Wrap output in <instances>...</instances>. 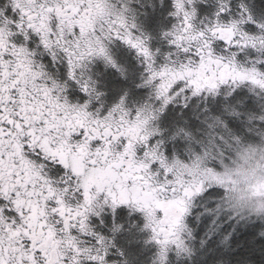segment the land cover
I'll return each instance as SVG.
<instances>
[{"label": "snow or ice", "instance_id": "obj_1", "mask_svg": "<svg viewBox=\"0 0 264 264\" xmlns=\"http://www.w3.org/2000/svg\"><path fill=\"white\" fill-rule=\"evenodd\" d=\"M206 2L172 0L175 23L162 36L173 52L157 64L149 38L137 34L131 0H0V264H109L114 236L97 232L91 218L121 206L143 215L146 243L157 249L152 264H169L173 252L191 259L186 217L213 187L230 220L264 223V197L237 207L219 180L242 146H264V132L245 140L216 118L208 126L223 132L186 160L169 158L155 139L170 104L187 106L224 86L264 96V22L243 0L235 17L232 0H215L213 17L198 20L197 5ZM117 41L135 51L143 67L137 87L148 97L129 107L125 93L102 114L105 93L88 72L102 61L124 77L110 49ZM249 50L256 56L242 61ZM77 90L83 102L73 99ZM230 238L220 241L225 251ZM256 239L264 242V229Z\"/></svg>", "mask_w": 264, "mask_h": 264}, {"label": "rangeland", "instance_id": "obj_2", "mask_svg": "<svg viewBox=\"0 0 264 264\" xmlns=\"http://www.w3.org/2000/svg\"><path fill=\"white\" fill-rule=\"evenodd\" d=\"M144 3L140 5V2ZM162 0H131V2L135 3L136 5H140L141 8L143 9V13L138 16H135V19H139L141 24L145 27H148L150 25L156 26L158 25L159 22H161V19H159V16L161 14V10L165 9V4L162 6L161 3ZM242 2V0L232 2V13L231 16L235 17L237 12L239 11L238 5ZM243 2L248 3L247 0H243ZM158 3V6H157ZM249 4V3H248ZM202 4H198L197 7L199 8ZM132 5L129 4V7L131 8ZM204 6L206 7V10L208 11V14H201L199 13L198 9V20L204 19L205 17L212 18L214 12L216 11V2L215 0H207L206 3H204ZM253 9L251 8L254 18L258 23L264 22V16H260V12H263L264 10V3L260 4H254L252 6ZM161 9V10H160ZM229 16H224L223 19L225 21L229 20ZM173 23H175V18L173 19ZM244 30L251 33V34H256L258 32V29L255 24H246L244 25ZM126 51V50H125ZM128 53V59H130L129 54H132L129 50L126 51ZM133 55V54H132ZM256 53L249 50L246 54H241V60H245L247 57H255ZM136 59V58H135ZM137 62L139 63L138 59H136ZM101 61H97L93 66H91L90 71L88 74L98 82L97 86L100 91L105 93L104 96L101 97V101L103 103V109L102 113H106L107 110L112 107L115 103L119 101L120 98H117V94L113 96V98L108 99L106 98V87L103 86L101 83L104 82V80L107 79L108 82H112L113 78L111 76L110 72L104 71L103 68H100L97 66V63ZM157 64H163L164 60L160 59V61H157ZM118 65L122 66L121 63ZM138 66V65H137ZM140 69L136 71V78H134V82H131L134 86L133 89H125L120 88L121 91H119L120 95L124 96L125 93H127V103L129 107L133 105H139L143 103L147 97H148V92L149 90L147 88H138L137 85L141 82V74L143 72V67L139 63ZM100 69H103V71L100 73ZM118 76H120V73H117ZM124 77H126V72ZM118 78V77H117ZM124 79V78H123ZM113 83L110 84L109 86V91L108 94L110 96L113 95L116 89L119 87V84H116L112 86ZM126 86V83H123ZM131 84V85H132ZM136 91L139 94H135ZM124 91V92H123ZM228 89L226 86L222 87L219 91V94L216 96H197V97H191L185 105V102L181 100L178 103L175 104H170L166 111L170 108L172 111L176 112H182V110L186 109L190 105L196 104L194 108L201 107L198 112L199 113H204V114H209V106L215 103L216 101H222L223 103H226L229 101L228 96L234 93H241L242 96L245 97V99H248L252 103H256V105L259 108H262L263 113H264V96L262 95H257L254 92H250L249 88L247 85H242L240 88L236 89L235 91H231ZM73 99H79V102H83L85 97L82 96L77 91L73 92ZM201 105V106H198ZM99 103H93L92 104V110H95V108L99 107ZM257 108V107H256ZM226 109L228 110V114H230L233 110L236 112L241 111L240 103L239 104H233L230 105L228 104ZM242 112V111H241ZM263 113L261 115H263ZM240 114V112H239ZM246 114V113H244ZM164 115V114H163ZM162 115V116H163ZM259 115V116H261ZM161 116V120L164 118ZM242 117L243 115H239ZM170 117H166L164 121L169 120ZM214 118V119H213ZM250 118L251 121H250ZM256 116L252 114H246V118H243L245 121L244 122V127L245 130L242 131L239 135L236 134L235 132L232 133L233 135L240 136L244 138L245 140H255V138H258V134L264 132V129L261 130V128H258V124L260 120L256 118ZM216 118L214 117V114L211 116H208L206 119L209 120L207 123H213V121ZM162 123V122H161ZM160 121H158V127L159 129H162ZM177 124L182 123L180 120L176 121ZM171 125H169L170 127ZM239 126V125H238ZM237 126V128H238ZM264 127V126H263ZM184 129L183 127H177L171 134H175L174 136L177 137L176 133L179 131V129ZM185 130V129H184ZM214 129H210L207 132L206 138H202L200 141L195 140V142H192L193 146L191 147L190 144H188L187 150H184V152H167V144L169 142V139L167 140L164 132H160V135H158L155 139L157 140H162L163 141V150H165L166 154L168 155L169 158H172L173 156H176L180 159L186 160L188 158V155L190 154V150H195L196 152H199L202 147H206L208 145V141L210 140L211 136L213 135ZM261 130V131H260ZM161 131V130H160ZM186 131V130H185ZM187 132V131H186ZM219 132L222 133L223 130L219 129ZM182 133L179 135L181 136ZM255 135V138L251 137ZM174 136H170L173 140ZM209 136V137H208ZM165 142V143H164ZM167 142V143H166ZM187 144V140L184 141ZM170 144V143H169ZM182 144V143H181ZM178 151V150H177ZM208 193V194H207ZM223 192L221 189L213 187L209 188L207 191H205L202 195L198 196L194 202L193 205L190 209V214L186 217V224L188 228L192 232V237L193 239L189 241L191 246L194 249V255L191 257V259L188 258H181L178 259L175 255V253H169V264H196L195 259H198L196 254V251H198L199 254H203L205 251H209L208 246H206L208 238L214 237L215 235L219 234L221 231V235L217 236L216 238V246L217 248L220 247L219 249H223L224 247L220 244V241L223 239L224 236L228 235V233H232V237L234 234L237 233L238 229L242 230V234L245 236H248L250 231L249 228L253 227V224H259V226L264 225V223H261L259 220L256 221H250V220H237V219H229V216H231V212L228 211H221L217 208V205L220 202V198L222 197ZM144 218L141 217H135L133 215H124L121 216L120 219H117L115 216H106L104 214L101 215L100 218L92 217L91 218V224L94 226L95 230L97 232H100L104 234L105 236L108 237H113L114 236V243H115V248L112 249L111 254L108 256V261L109 264H112V262H116V264H125V261L128 263V261L131 262V264H142L144 261L148 260V264H152L157 249L154 244L151 243H146L148 241L150 233L148 231L142 230L143 225L145 223ZM101 220H103V223L101 224ZM107 220V221H106ZM119 222H118V221ZM140 223V226H139ZM120 225L121 229L117 233H113L111 229L113 228V225ZM233 228V229H232ZM201 230V231H200ZM200 231V232H199ZM200 233V234H199ZM225 233V234H222ZM220 237V238H219ZM204 242L202 245L201 242ZM210 243V241H208ZM208 243V244H209ZM237 248V246H236ZM242 247H239L237 249H240ZM122 251L123 252V257L119 255V252L117 251ZM200 261V260H198Z\"/></svg>", "mask_w": 264, "mask_h": 264}, {"label": "trees", "instance_id": "obj_3", "mask_svg": "<svg viewBox=\"0 0 264 264\" xmlns=\"http://www.w3.org/2000/svg\"><path fill=\"white\" fill-rule=\"evenodd\" d=\"M239 1V0H232V2ZM247 2L251 5V8L253 9L252 6L254 4H260L264 3V0H247ZM140 3V5H142ZM162 6L165 4V9H160L161 14L159 16V19H161V22L158 23V25L153 26L150 25V28L152 29V32H156L155 34H159L160 31H163L166 27V25L172 26L173 25V17L169 15L171 11H173L172 8V0H162L161 1ZM131 9L134 11V15L140 17V15L143 13V9L141 8L140 5H136L133 2L130 3ZM158 6V3H157ZM199 13L201 14H208V11L206 10V7L204 4H202L199 8ZM260 16H264V10L263 12H260ZM149 29V27H146ZM127 89L131 88L133 89L132 85L126 84L125 86ZM132 91V90H131ZM136 92V91H132ZM139 94V93H135ZM140 95V94H139ZM229 101L226 103H223L222 101H216L212 105L209 106V114H204V113H199L198 110L201 107L194 108L196 104L190 105L186 109L182 110V112H176L172 111V109H168L167 112L164 113L162 117H164L162 120L160 118V123L162 125V129H160V132H164L165 136L167 137L166 139H169V142L167 144V152H184V150H187L188 144L192 147L193 144L192 142L200 141L202 138H206L208 135L207 132L210 130L209 124L207 123L209 120L206 121L208 116H212L214 114L215 118H219L221 121H224L228 129L231 130L232 133L240 134L242 131L245 130L244 127V122L245 121L243 118H246V114H252L256 116V118L260 117L263 113L262 108H259L256 103H252L248 99H245L244 96L241 95V93H234L228 96ZM241 107L240 114L243 115L242 117L240 116H234L231 114H228V110L226 109L227 105H233V104H239ZM201 106V105H198ZM257 107V108H256ZM246 113V114H244ZM264 115V113H263ZM169 118V120L164 121L165 118ZM255 118V120H257ZM214 119V118H213ZM180 120L182 123L177 124L176 121ZM258 124V128H261V130L264 129V122L260 121ZM169 125H171L169 127ZM239 125V126H238ZM238 126V128H237ZM177 127H183L192 137V139H187L184 137L182 134L181 136L175 137V134H171ZM263 128V129H262ZM223 130V129H222ZM260 130V131H261ZM213 134H220L219 128L212 130ZM170 136H174L173 140L169 138ZM209 137V136H208ZM255 138V135L251 136ZM256 139V138H255ZM187 140V144L184 142ZM165 143V142H164ZM167 143V142H166ZM170 143V144H169ZM182 143V144H181ZM178 150V151H177ZM208 194V193H207ZM253 227L249 228V235L245 236L242 234V230L238 229L237 233L233 235L232 237V231L231 233V238H230V248L225 251L223 249H219L220 247L217 248L216 246V237L221 235V232L214 237L208 238L207 245L209 251H205L203 254H197L198 251H196V256L198 259H195L196 264H217V261L220 259H226L231 262V264H264V242L256 239L258 232L261 229H264V225L259 226V224H253ZM233 229V228H232ZM201 231V230H200ZM199 231V232H200ZM200 234V233H199ZM225 234V233H222ZM229 234V233H228ZM220 238V237H219ZM209 243V244H208ZM242 247L240 249L236 248ZM200 260V261H198ZM129 264H131L130 261H128ZM142 264H148V260L144 261Z\"/></svg>", "mask_w": 264, "mask_h": 264}, {"label": "clouds", "instance_id": "obj_4", "mask_svg": "<svg viewBox=\"0 0 264 264\" xmlns=\"http://www.w3.org/2000/svg\"><path fill=\"white\" fill-rule=\"evenodd\" d=\"M219 180L229 187L237 207H246L253 198L264 197V146H242L231 164L223 166Z\"/></svg>", "mask_w": 264, "mask_h": 264}, {"label": "flooded vegetation", "instance_id": "obj_5", "mask_svg": "<svg viewBox=\"0 0 264 264\" xmlns=\"http://www.w3.org/2000/svg\"><path fill=\"white\" fill-rule=\"evenodd\" d=\"M141 22L142 21H140L139 19H137V20L135 19V23H136L137 29H138L137 34H142L143 36H147L149 38L148 44H149L150 49L156 53L155 59L157 61H160V59L162 61V59H163L165 62V57L169 53L173 52V49H172V47L169 46L167 40H165L163 38L162 34H163V32L168 31L171 28V26L166 25V27L163 31H160L159 34H155L156 32L155 33L152 32V29L150 28V26H148L150 29V30H148V28L143 26L141 24ZM110 49H111V54H112L113 58L116 60L117 64L121 63V65H122L121 67L126 72V77H122L121 75L118 76L117 75L118 72L116 70L112 69L111 67H106L102 61L97 63L98 67L103 68L104 71L111 73V76L113 78V80L111 82V83H113L112 86L119 84L118 85L119 87L114 88L116 90L113 93V95L110 96V94H108L107 91H109V86L111 83L108 82L107 79L104 80L103 83H101L103 86L106 87V90H107L106 91V98H108V99L113 98V96L116 94H117V98H120L122 96L119 93V91H121L120 88L124 87L125 89H127L125 87V84H123V83L131 85L132 84L131 82H134V80H135L134 78H136V76H137L136 71L140 69L139 63L136 60L137 57H136L134 50H130L127 46L123 45L119 41L110 45ZM125 50L126 51L129 50L133 54V55L129 54L130 59H128V53H126ZM103 69H100V73L103 71ZM132 87H134L133 84H132ZM102 214H104L106 216H115L117 219H120V217L124 216V215H133L135 217H139L140 219H141V217L143 218V215L141 213L132 211L130 208H128L126 206H121V207L117 208L114 214L110 209H106L105 212ZM139 226H140V223H139Z\"/></svg>", "mask_w": 264, "mask_h": 264}]
</instances>
